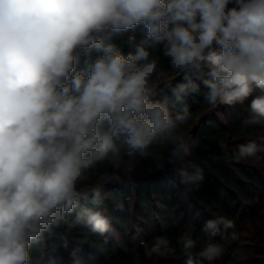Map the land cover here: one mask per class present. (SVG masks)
<instances>
[{"label": "clouds", "instance_id": "clouds-1", "mask_svg": "<svg viewBox=\"0 0 264 264\" xmlns=\"http://www.w3.org/2000/svg\"><path fill=\"white\" fill-rule=\"evenodd\" d=\"M125 34L127 53L112 42ZM156 46L181 74L175 86L165 82L171 104L152 99L153 78L165 75L149 50ZM201 85L213 107L251 98L244 125L264 122V0H0V264H30L32 246L62 225L106 238L103 187L122 182L125 157L131 172L155 147H167L173 165L191 155L185 101ZM260 151L249 141L233 159ZM105 162L112 172L86 186ZM192 168H173L184 198L204 179ZM234 227L224 216L206 221L196 255L218 258L224 246L214 238ZM139 243L149 259L176 252L166 235ZM198 243L191 226L176 238L185 264H194ZM80 253L70 251L73 264ZM134 260L141 264L139 254Z\"/></svg>", "mask_w": 264, "mask_h": 264}, {"label": "trees", "instance_id": "trees-1", "mask_svg": "<svg viewBox=\"0 0 264 264\" xmlns=\"http://www.w3.org/2000/svg\"><path fill=\"white\" fill-rule=\"evenodd\" d=\"M135 35L139 41V28ZM127 36L113 37L112 40L125 53L129 51L125 43ZM149 50L153 55H160V67L165 70V75L159 80L153 78L157 95L152 99L162 101L167 98L171 104L172 94L165 87V82L171 81L175 86L181 82V74L170 69L160 46ZM206 91L201 85L200 92L185 101L191 116L182 130L186 137L195 141L190 156L184 161L177 160L173 165L167 163L169 149L155 147L152 155L146 158L137 156L132 161L134 169L131 172H127L128 158L125 157V166L119 172L122 182L110 181L103 187L102 208L107 210L110 224L126 234L129 221L133 218L139 220L138 239H134L130 232L116 242L111 232L105 238L81 226L68 228L62 225L54 229L51 236L45 234L42 242L32 246L30 264H73L69 253L74 248L81 250L82 264H136V254H139L141 264H185L187 257L176 244V238L189 226L192 227L193 238L199 239L193 250L194 264H241L240 254L247 240L254 252L253 262L249 264H264V151L239 162L233 159L240 144L255 141L264 146V122L244 125L250 116L251 98L242 105H222L223 116L218 118L213 110L220 104L215 107L208 105L204 100ZM194 125L196 129L192 133ZM187 161L202 171L204 179L199 190L184 198L181 195L184 186L173 182L172 172L174 167H180ZM196 168L190 170L195 171ZM111 172L107 162L98 165L96 175L86 186H92L99 175ZM219 216L232 220L235 227L221 228L214 239L223 244L224 251L209 261L196 255L206 239L201 229L206 221ZM151 220L154 224L151 228L142 224ZM233 231L239 235L236 241L230 238ZM165 235L172 241L176 252L166 257L145 258L139 242H151L154 237ZM65 239L69 242L68 248L62 246Z\"/></svg>", "mask_w": 264, "mask_h": 264}, {"label": "rangeland", "instance_id": "rangeland-1", "mask_svg": "<svg viewBox=\"0 0 264 264\" xmlns=\"http://www.w3.org/2000/svg\"><path fill=\"white\" fill-rule=\"evenodd\" d=\"M213 111L215 112V115L218 118H220V119L222 118V116H223L222 113H221L222 105L217 106ZM139 224H140L139 220L134 219V218L131 219L129 221V227L126 229V231H127L126 234H123L122 230L117 228L114 224H110L109 232L112 233L114 241H116V242H120L122 237L124 235H127V233H130V232L132 233V237L134 239H138L137 233L139 232V229H138V225ZM142 224L147 226L148 228H151L154 225L152 220L148 221V222H145V223H142ZM248 242H249L248 240L245 241L243 249H242L241 254H240V260H241L240 262H241V264H249V262L250 263L253 262V259H252L253 256H254V252H253V249H252L253 246H252V244H250Z\"/></svg>", "mask_w": 264, "mask_h": 264}, {"label": "water", "instance_id": "water-1", "mask_svg": "<svg viewBox=\"0 0 264 264\" xmlns=\"http://www.w3.org/2000/svg\"><path fill=\"white\" fill-rule=\"evenodd\" d=\"M195 129H196V125H194V126L191 128V132L194 133Z\"/></svg>", "mask_w": 264, "mask_h": 264}]
</instances>
